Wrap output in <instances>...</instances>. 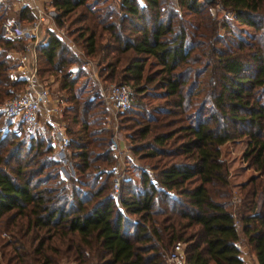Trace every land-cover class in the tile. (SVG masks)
Returning <instances> with one entry per match:
<instances>
[{
    "label": "trees",
    "instance_id": "1",
    "mask_svg": "<svg viewBox=\"0 0 264 264\" xmlns=\"http://www.w3.org/2000/svg\"><path fill=\"white\" fill-rule=\"evenodd\" d=\"M103 1L49 0L53 24L67 21L68 34L74 33L72 41L85 55L95 56L97 38L108 36L116 56L101 55L105 77L129 81L138 99L155 81L168 107L159 112H183L179 119L185 122L154 132L156 110L149 112L129 133L128 150L138 160L152 159V174L138 170L136 187L125 178L113 190L106 167L114 156L107 147L109 130L96 118L100 106L92 110L96 104L80 97L85 81L75 87L78 74L67 69L79 60L48 28L46 42L35 46L42 63L37 74L56 77L64 110L72 112L69 121L77 122L64 130L71 134L67 146L80 178L59 176L38 130L0 133V264H56L60 257L73 264H166L175 241L183 244L185 264H244L240 240L255 264H264V201L254 211L257 196L264 195V0H176L179 16L162 0H118L119 12ZM213 5L251 28L250 41L230 31L217 34ZM26 17L33 13L25 5L17 8V19ZM16 45L23 46L20 39L0 37V47ZM148 58L159 66L157 78L153 72L142 76ZM6 61L0 53L1 98L12 92L2 86L23 82L2 78ZM134 103L142 107L140 100ZM242 137L241 158L257 174L238 185L234 205L220 146Z\"/></svg>",
    "mask_w": 264,
    "mask_h": 264
},
{
    "label": "rangeland",
    "instance_id": "2",
    "mask_svg": "<svg viewBox=\"0 0 264 264\" xmlns=\"http://www.w3.org/2000/svg\"><path fill=\"white\" fill-rule=\"evenodd\" d=\"M17 1H21L23 2L24 0H17ZM163 2H161V5H163L164 7L167 5L168 7L172 8L177 14L178 16L180 15V13L182 12L181 9H179V7L176 5V0H162ZM137 2L139 4L143 3V0H137ZM16 0H8L7 2H4L2 4H0V10H1V16H0V24L2 21H5L7 19L12 20L14 22H16L19 26H25L28 22L26 19L31 20V18H22L21 20L17 19V7L15 5ZM100 1L98 2V4L96 6H100ZM108 3V6L110 8H112L114 11H118V0H105L103 1V4ZM166 4V5H165ZM26 6V5H25ZM93 6V7H96ZM166 6V8H167ZM27 7V6H26ZM19 8V7H18ZM48 8V5H47ZM29 10V9H28ZM50 11L53 12V8L50 5ZM79 11L83 12V9H79ZM32 12V11H31ZM209 12H210V16L214 18V22H215V26H216V32L217 34H226L225 36H227V34L229 33V31L231 33H233L234 36L236 37H240L244 40L250 41V36L253 33L252 29L249 27H246L244 25H241L239 23H236L232 18L231 15L223 13L219 7L217 5H213L209 8ZM183 17L187 18L186 20H191L190 24H197V18L195 16L192 15H187V17L185 15H182ZM189 16V17H188ZM22 17V16H21ZM206 22V21H205ZM67 21L65 22L64 26L62 27H58L61 28L63 30V38H60L62 40V42L65 44L66 48H68L70 52H72L74 54L75 57L78 58L79 62H72L69 65H67V69L69 70V72L73 73V74H78V78L76 79L75 82V87L78 86V84L83 83L85 81V87H82V94L80 97H85L88 96L86 98H90V100H92V102L94 104H96V106H94L92 108V110H96V108H98L97 106H100L98 109H100L99 113H96V118L101 119L99 126H102L104 128H107L109 130V134L107 132V147L110 150V152L112 153L113 159L111 161V164L108 165L106 167V169L111 170V168H113L116 163L117 160H120V166L119 168H117L118 172H120L121 174V178L119 180V186L122 183V180H125V178H131V183L130 185H133L134 187L137 186L138 182H137V172L138 170H144L145 172H148L149 175L152 174V171L149 169V162H153L152 159H141L138 160L135 154H132L129 152L128 150V146L130 143V140L128 138L129 133L134 132L139 126L143 125L145 123L146 117L148 115L149 112H155L152 113L155 116V128H154V132L156 131H161L164 130L166 128L169 127H173V126H177V124L185 122L184 119H179V116L183 113L181 112V114L179 115L177 113V110L174 109V111L172 109L173 113H165L163 112L162 114L159 111H164L166 110L165 108H168L166 105V102L164 101L165 98L163 96V94L159 93L161 92V89L157 88V86L154 84L155 81H151L150 87L151 89H149V92L147 93L146 96L139 98L136 96V94L133 92V87L131 85V83L128 81H123L124 83H126L130 89H131V98H130V104H129V110L130 108L133 106V110L135 111H128V109H124L121 111H117L115 113V117L113 118L112 115L110 114L109 110L106 109L105 104L103 103L102 97H101V93L100 90L98 89L97 84H101L102 86H105L107 84H113V83H117V82H121V80L119 79L118 75H115L111 80L107 79L106 76V72L104 70H101L100 68L103 67V63L101 64V62H105L104 59H102L101 61V55L103 56V54L107 57V58H111V56H116V53L113 51L112 47L109 46L108 44L110 43L108 36L103 35L102 37H98L97 38V45H98V53L94 56L92 55H85L83 50L80 48V44L77 41H72V37L74 35V33H69V27H67ZM48 24H51V28L55 31V26L50 23L48 21L47 24L44 23L41 33L44 35H47L48 38V34H46V30L50 27H47ZM50 26V25H49ZM75 25L72 24V26L70 28H74ZM187 28H189V26L187 25ZM74 30V29H72ZM71 30V32H73ZM198 30H203L201 28V24L198 27ZM123 32H125L127 34V31L125 29H122ZM211 33V32H210ZM210 33L208 32V36L210 35ZM43 35V36H44ZM0 37H4V38H8L3 36L0 33ZM209 38V37H203V40ZM10 39V38H9ZM20 39V41L22 42V47L19 48L18 45L16 46H12L8 49H5L3 47H0V53L2 54L3 57H5V59L7 60V66L8 69L5 71V73H3L2 78L3 79H9V80H14L15 78L18 77V73L17 72H13L12 70L16 67L17 65V61H18V56L20 53H23L25 51V45L27 42V38L26 37H21L18 38ZM77 40V39H76ZM40 43V40H38L36 42V45H38ZM36 52V49H35ZM124 56V55H121ZM36 69L37 67H40L41 63V59L37 58V53H36ZM151 59L148 58L147 63L144 65L143 67V71H142V76L145 75L146 73H151L154 74V78H157L158 76V72L156 71V69L159 67L158 65H156L155 63H148L150 62ZM15 70V69H14ZM99 71V72H98ZM156 71V72H155ZM94 73V77H97V81L95 80L94 77H92L91 73ZM99 73V75H98ZM7 74V75H6ZM8 77V78H7ZM38 77V74H37ZM44 77L46 79H42L40 77V81L42 82V84H45L48 89H49V97L53 100V99H57V104L59 107V115L57 116V120H58V124L61 128V130L64 132V134H66V136L69 138L71 136L70 133H65V127H69L71 129H74L77 126V122H70L69 119L72 116V112L70 111H65L64 107L66 106L67 103L64 102L63 97H61L62 91L58 90L57 88V79L55 76L53 75H49L46 76V74L44 75ZM205 75H204V79H205ZM1 78V79H2ZM203 78V77H202ZM203 80V79H202ZM152 85V86H151ZM2 87H6L8 89L12 88V92H8L7 95H5L4 97H0V105L3 103V101L8 98V96L20 91L21 89V85L17 86L16 88L14 87H8V86H2ZM5 90V89H4ZM200 98V94H198L196 97H193V100H195V103H197L199 101ZM138 100H140L141 108L135 107L134 105H136L134 102H137ZM95 102H100L95 103ZM98 104V105H97ZM68 106V105H67ZM195 106V105H194ZM66 108V107H65ZM156 108V109H154ZM91 110V109H90ZM103 111V113H101V111ZM138 110V111H136ZM191 109H187V111H189ZM136 112V113H135ZM138 112V113H137ZM63 114V115H62ZM87 114V113H85ZM82 116V117H87V115ZM77 116L80 117L79 114H77ZM93 117V116H92ZM171 118V119H170ZM165 120H173L172 123L168 124L169 126H160L161 124H163V122ZM70 122V124H69ZM171 122V121H170ZM115 126V132L116 135L118 137V149H120V159L116 158L117 156L114 155L113 150L111 149V147L109 146V141H110V133L112 131V129ZM7 130H12L15 132V135L17 136H21V135H25L26 133L29 134L31 132L34 131H30L28 128H26L24 125L20 124L19 122H11L6 118H2L0 117V133L7 131ZM26 132V133H25ZM44 142H46L47 144L50 145V151L48 153V156L54 160H56L58 162L57 165V169L59 172V176L67 181L69 178L71 179H75L78 176V172L75 170L74 166H73V159L70 157V150L68 146L60 147L56 144L51 145V141H50V136L51 134L49 133V131L45 132V133H41ZM104 134V133H101ZM52 140V137H51ZM245 145V139L239 138L233 141H228L225 142L224 144H222L220 146V156L221 159L224 160L225 164H226V168H227V172H228V186L230 188V192H231V199L234 203V205L238 204L239 202V194L237 193V188L238 185L244 181L245 179H247L250 175L253 174H257L256 171L252 170L251 168L247 167V164L245 161L242 160L241 158V152L242 149L244 148ZM96 164H99V166H102V162L100 161H96ZM105 169V170H106ZM111 176V173H110ZM78 178H80L78 176ZM264 179V174H262V182ZM111 186V183H110ZM112 188V186H111ZM114 190V189H113ZM264 195L263 193H259V195L256 198V206L254 211L258 212L261 209L262 206V202L264 201ZM238 244V248L241 252V256L243 258V260L248 261L249 264H254V259H253V255L249 252V249L247 247V245L240 240L239 242H237ZM56 264H73L72 262H68L66 259L60 257L57 259Z\"/></svg>",
    "mask_w": 264,
    "mask_h": 264
},
{
    "label": "built area",
    "instance_id": "3",
    "mask_svg": "<svg viewBox=\"0 0 264 264\" xmlns=\"http://www.w3.org/2000/svg\"><path fill=\"white\" fill-rule=\"evenodd\" d=\"M2 1L5 0H0V2ZM23 5H26L33 13V18L25 26H19L9 19L0 24V33L3 36L10 39L27 38L25 51L19 54L15 70H12L17 72L18 77L23 80L22 87L20 91L3 101L0 105V112L4 118L11 122L23 123L30 131L38 130L41 133L49 131L51 145L56 144L64 148L67 146L69 138L58 124L59 107L57 99L52 100L49 97L48 87L42 84L37 77L35 60L36 42L42 40V27L44 23L52 22L53 12L49 10L50 7L45 8L38 0H24ZM55 31L60 38L64 37L61 28H55ZM91 74L92 77L95 76L93 72ZM94 78L97 81V77ZM97 86L103 103L113 118L117 111L124 110L129 106L131 89L126 83H113L105 86L98 83ZM114 129L115 126L110 133L109 146L114 155L117 156L116 158L120 159L119 141ZM120 165V160H117L116 165L110 170V183L114 190L119 188L121 173L118 172L117 168ZM165 262L166 264H185L183 244L180 241L172 243L165 255Z\"/></svg>",
    "mask_w": 264,
    "mask_h": 264
},
{
    "label": "crops",
    "instance_id": "4",
    "mask_svg": "<svg viewBox=\"0 0 264 264\" xmlns=\"http://www.w3.org/2000/svg\"><path fill=\"white\" fill-rule=\"evenodd\" d=\"M45 8H47V5H48V8L50 7V2H49V0H38ZM15 5H16V7L18 8V7H21V6H24L23 5V2H21V1H17L16 0V3H15ZM50 23H52L53 24V21L51 22L50 21ZM49 25H50V27L52 26L51 24H48V27H49ZM54 25V24H53ZM47 34V33H46ZM44 35V34H43ZM46 40H47V35H44L43 37H42V40H40V43H45L46 42ZM254 259V258H253ZM244 261V264H249L248 263V261L246 260V262H245V260H243ZM254 264H255V260H254Z\"/></svg>",
    "mask_w": 264,
    "mask_h": 264
},
{
    "label": "water",
    "instance_id": "5",
    "mask_svg": "<svg viewBox=\"0 0 264 264\" xmlns=\"http://www.w3.org/2000/svg\"><path fill=\"white\" fill-rule=\"evenodd\" d=\"M204 2H206V3H209V2H211L212 0H203Z\"/></svg>",
    "mask_w": 264,
    "mask_h": 264
}]
</instances>
